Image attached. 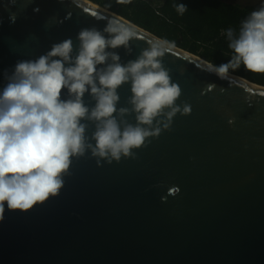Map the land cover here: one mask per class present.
I'll return each instance as SVG.
<instances>
[{
    "label": "water",
    "instance_id": "water-1",
    "mask_svg": "<svg viewBox=\"0 0 264 264\" xmlns=\"http://www.w3.org/2000/svg\"><path fill=\"white\" fill-rule=\"evenodd\" d=\"M109 22L135 31L131 54L116 50L122 63L162 40L88 0H0V88L17 61L67 38L78 46L82 28ZM171 44L162 63L191 112L136 159L97 166L86 154L58 197L27 212L5 206L0 264H264V86L220 79ZM118 94L129 107L130 85Z\"/></svg>",
    "mask_w": 264,
    "mask_h": 264
},
{
    "label": "clouds",
    "instance_id": "clouds-1",
    "mask_svg": "<svg viewBox=\"0 0 264 264\" xmlns=\"http://www.w3.org/2000/svg\"><path fill=\"white\" fill-rule=\"evenodd\" d=\"M173 7L179 15L188 11L184 3ZM223 34L232 54L226 63L211 66L220 79L241 66L264 74V4L238 29L228 28ZM134 39V29L122 23L109 22L102 31L82 28L76 36L78 46L72 38L64 39L39 57L19 60L4 71L0 220L5 206L27 212L58 197L74 159L90 153L97 166L136 159L134 150L170 131L177 114L191 112L189 104H177L180 87L162 63L172 44L153 40L136 59L122 63L116 50L123 48L130 55ZM126 84L129 107L118 108V89ZM90 125L94 131L89 136ZM171 191L179 193L176 187Z\"/></svg>",
    "mask_w": 264,
    "mask_h": 264
},
{
    "label": "trees",
    "instance_id": "trees-1",
    "mask_svg": "<svg viewBox=\"0 0 264 264\" xmlns=\"http://www.w3.org/2000/svg\"><path fill=\"white\" fill-rule=\"evenodd\" d=\"M88 1L104 9H109L111 3L122 4V18L213 65L226 63L231 58L223 33L228 28L238 29L241 21L256 10L224 0H163L157 10L144 0ZM176 3L186 4L188 11L179 15L173 7ZM198 42L207 45L204 50L200 51ZM229 73L264 86V74L249 72L243 66Z\"/></svg>",
    "mask_w": 264,
    "mask_h": 264
},
{
    "label": "rangeland",
    "instance_id": "rangeland-1",
    "mask_svg": "<svg viewBox=\"0 0 264 264\" xmlns=\"http://www.w3.org/2000/svg\"><path fill=\"white\" fill-rule=\"evenodd\" d=\"M144 1H148L150 3L151 7H153L155 10H157V8L160 7L162 2H163V0H144ZM225 1L227 3L231 2L229 0H225ZM237 2H239V1H237ZM106 10H108V11H110V12H112V13H114V14H116V15L121 17L120 14L124 11V6L122 4H120V3L119 4L111 3L109 5V9H106ZM198 45L202 47L200 49V51L204 50L203 47L207 46L206 44L199 43V42H198Z\"/></svg>",
    "mask_w": 264,
    "mask_h": 264
},
{
    "label": "flooded vegetation",
    "instance_id": "flooded-vegetation-1",
    "mask_svg": "<svg viewBox=\"0 0 264 264\" xmlns=\"http://www.w3.org/2000/svg\"><path fill=\"white\" fill-rule=\"evenodd\" d=\"M229 1H231V2H228V3L233 4V5H237V6L242 7V8L251 7V8L258 9L262 4H264V0H229ZM237 1H239V2H237Z\"/></svg>",
    "mask_w": 264,
    "mask_h": 264
}]
</instances>
